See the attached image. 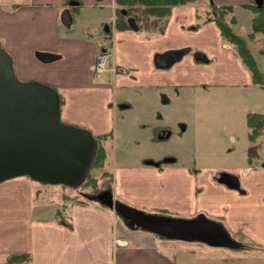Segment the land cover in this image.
Here are the masks:
<instances>
[{
	"label": "crops",
	"instance_id": "0c3cea01",
	"mask_svg": "<svg viewBox=\"0 0 264 264\" xmlns=\"http://www.w3.org/2000/svg\"><path fill=\"white\" fill-rule=\"evenodd\" d=\"M69 1L0 0V46L11 55L16 76L54 87L62 98L60 117L66 123L85 127L94 135L113 134L115 106L125 105L122 109L131 106V102L119 98L117 89L139 90L142 104L149 101L150 109L154 103L163 107V111L156 113L163 123L179 87L255 86L249 70L232 54L231 47L222 42L217 25L210 21L195 26L199 7L192 3L197 1L205 8L207 0L172 7L162 33L132 28L116 30L113 0H74L80 3L78 6H111V20L101 22L103 28L110 27L109 38L95 36L96 26L92 28L93 34L69 29L73 23L63 25L61 11L71 7L73 12L77 6H70ZM212 1L236 6L232 25L235 32L242 31L238 25L241 18L250 25L252 13L245 4L251 0ZM249 31L250 26L241 34ZM249 45L264 73V53L254 43ZM101 47L109 53L111 66L95 78L93 65ZM182 48L188 51L170 67L154 65L155 54ZM36 51L56 56L43 62L36 57ZM196 52L202 53L204 59L196 60ZM256 87L253 98L261 103L264 89ZM258 106L252 110L264 113V104ZM155 129L167 128L158 125ZM252 160L238 170L240 191L219 183L215 176L205 172L194 175L190 166L172 164L174 160L160 167L147 162L114 166L112 196L129 206L151 210L168 207L187 218L205 216L221 223L240 246L248 245L264 254V162L255 164ZM196 185L202 186L197 194ZM34 191L33 183L25 177L0 182V264H19L6 263L13 254L29 255L28 264H192L189 252H196L198 257L207 253L185 246L186 243L174 241L170 245L136 231H131L136 235L130 239V232L115 228L114 211L100 203L75 199L70 201L73 203L68 205V211L57 214L60 205L52 202L53 210L44 212L42 207L34 206L33 199H38ZM116 192L126 198H118ZM132 192L133 196L147 198L128 199ZM193 194L199 199H194ZM199 211L201 214H195ZM160 242L166 248L169 246L168 251L161 248ZM220 258L223 262L218 263L223 264L229 256ZM212 259L213 256H208V262L214 264Z\"/></svg>",
	"mask_w": 264,
	"mask_h": 264
},
{
	"label": "rangeland",
	"instance_id": "374dc122",
	"mask_svg": "<svg viewBox=\"0 0 264 264\" xmlns=\"http://www.w3.org/2000/svg\"><path fill=\"white\" fill-rule=\"evenodd\" d=\"M192 4L199 7V10L203 9L197 1ZM103 5L101 8L95 4L79 6L76 11L71 12L73 24L72 26L70 25L69 29H81L84 33L91 32L94 34L93 26H96L98 27V33L94 35L103 36L101 22L106 24L111 20L112 10L111 6L107 4ZM247 24L248 21L245 23L241 18L238 23L239 28L242 30L241 33L249 30L250 25L247 26ZM232 54V57L236 56ZM221 58L224 59L223 56ZM256 89V85H252L251 87H235L234 85L179 87L176 94L177 98L171 101V109L169 108L168 112H166L163 123L158 121L156 114L159 111H163V107L160 108L157 103H154L150 109L149 101H145L142 104L143 101H140L141 91L139 90L117 89L119 98H125L131 102V106L126 109L115 106L116 122L113 134H110L104 142L102 141L108 151L105 164L102 168L89 170L85 179L75 188L61 184L41 183L31 179L29 176H18L7 180L22 177L28 178L34 185V195L38 197L37 201L33 199L34 206H40L44 212H48L53 210V202L57 207L60 205L56 209V213L59 214L63 210L68 211V205L73 203L70 201L75 199L96 204L100 203L96 199L91 200L83 197L81 191H93L95 188L90 183L94 182L93 179L95 178L97 180L96 187L98 188L102 187L103 184L113 186L114 182L111 175L113 176L114 166L118 165L133 166L146 161H162L165 158H173L172 164L188 165L194 171V175L205 172V174H210L213 177L221 172H226L237 176L240 167L250 164L247 148L251 143L247 137L246 112L253 111L252 108H259L258 105L264 104V100L260 103L258 99L253 98ZM251 92L252 94H250ZM151 100L155 101V99ZM157 102L159 103L158 99ZM158 125H163L167 128L169 132L168 138L158 140L155 136L153 137L154 129ZM256 144H259L258 158L254 157L251 161L255 164L260 160L264 162V128ZM105 170L110 172L109 176L103 175ZM195 190L196 194L197 192L200 193L202 186L196 185ZM116 193L118 198H126L122 194ZM193 196L194 199H199L194 194ZM146 198L147 196L145 195L133 196L132 192V196L128 199ZM62 199H67L68 202H62ZM37 202L38 204H36ZM131 207L151 214L182 217L168 207L154 210L133 205ZM195 214L201 213L199 211ZM115 215V228L130 232V239H133L134 235H136L131 231H136L137 233L147 235L146 237L158 239L159 241H167L170 245L174 241L177 244L186 243L185 246L198 248L207 252L200 257L196 256L199 255L196 252H189L192 264H195V262L196 264L197 262L198 264L201 262L211 264L208 262V256H213L212 261L215 262L214 264H219L218 261L223 262L220 258L222 255L229 256L223 264H264V254L259 253L257 249H253L248 245H241L235 248H216L196 240L168 239L163 235L152 234L138 228L130 229L127 221L122 216L117 213ZM160 246L163 250L168 251L169 249L168 245L166 248L161 242Z\"/></svg>",
	"mask_w": 264,
	"mask_h": 264
},
{
	"label": "water",
	"instance_id": "95a60500",
	"mask_svg": "<svg viewBox=\"0 0 264 264\" xmlns=\"http://www.w3.org/2000/svg\"><path fill=\"white\" fill-rule=\"evenodd\" d=\"M255 2L262 5L263 0ZM68 4L75 6L78 2L71 0ZM121 12L126 13L125 10ZM60 20L65 26L71 25L72 14L68 7L61 11ZM127 23L130 28L137 29L133 18H127ZM109 31V27L103 28L104 33ZM187 51L182 48L157 53L154 65L168 68ZM35 55L43 62L56 56L43 51H36ZM194 57L204 59L199 52ZM168 137V131L158 134L159 140ZM96 149L97 140L90 130L61 120L58 91L38 80H20L14 72L12 57L0 46V182L29 176L41 183L75 188L85 179ZM217 181L240 190L237 176L221 172ZM96 197L102 205L122 216L130 228L168 239L196 240L215 247H240L221 223L205 216L182 218L146 213L113 199L110 191Z\"/></svg>",
	"mask_w": 264,
	"mask_h": 264
},
{
	"label": "trees",
	"instance_id": "16d2710c",
	"mask_svg": "<svg viewBox=\"0 0 264 264\" xmlns=\"http://www.w3.org/2000/svg\"><path fill=\"white\" fill-rule=\"evenodd\" d=\"M194 1L196 0H113L114 27L116 30L130 28L127 18L131 17L134 19L137 29L162 33L166 29L172 7ZM245 6L252 13L250 31L246 35L237 33L232 28L235 21L234 10L236 6L216 4L211 0H207V6L202 10L197 9L195 26L210 21L214 22L219 29L222 42L231 47L232 53L238 56L249 70L252 83L264 89V73L260 70L249 45L250 43H258L256 46L259 47L260 52L264 53V0L262 5L251 0ZM78 7L77 5L74 9L77 10ZM121 10H125L126 13L123 14ZM103 37L109 38L110 32L103 33ZM61 103L62 98L60 97ZM246 125L248 128L247 137L251 143L247 148L248 158L252 159L258 155L259 144H256V141L263 132L264 114L256 111L247 112ZM110 134L95 135L98 144L89 167L90 171L104 166L108 151L102 141L107 140ZM109 174L106 170L103 172L104 176H109ZM87 178L89 179V177ZM95 179H93L94 182L90 183L93 188H96L97 184ZM81 195L86 197L82 193ZM29 259L30 256L27 254H13L7 257L6 263L28 264Z\"/></svg>",
	"mask_w": 264,
	"mask_h": 264
},
{
	"label": "flooded vegetation",
	"instance_id": "af4514ba",
	"mask_svg": "<svg viewBox=\"0 0 264 264\" xmlns=\"http://www.w3.org/2000/svg\"><path fill=\"white\" fill-rule=\"evenodd\" d=\"M70 9H71V7H70ZM73 11V10H72ZM110 29V28H109ZM159 130H157V129H154V135H153V137L155 136V138L156 139H158V134H160L161 133V131H159ZM163 131V130H162ZM164 131L165 132H167L168 130L167 129H164ZM97 140V139H96ZM159 140V139H158ZM97 144H98V141H97ZM169 159H172V160H174L173 158H165V159H163L162 161H152V163H153V165H155V166H161V165H163V164H165V163H169L170 161H172V160H169ZM147 162V161H146ZM148 163V162H147ZM152 163H149V164H152ZM154 163H156V164H154ZM216 177V179L219 177V174L218 175H216L215 176ZM105 191H110L111 193H112V191H111V186L110 185H102V187H100V188H98V187H96L93 191H90V192H82L81 191V193L82 194H84L88 199H97V195H99V194H102L103 192H105ZM114 199V198H113Z\"/></svg>",
	"mask_w": 264,
	"mask_h": 264
},
{
	"label": "built area",
	"instance_id": "2783aa9c",
	"mask_svg": "<svg viewBox=\"0 0 264 264\" xmlns=\"http://www.w3.org/2000/svg\"><path fill=\"white\" fill-rule=\"evenodd\" d=\"M110 56L107 50L99 51L96 55V59L93 65V75L95 78H99L109 67ZM65 217V216H63Z\"/></svg>",
	"mask_w": 264,
	"mask_h": 264
}]
</instances>
